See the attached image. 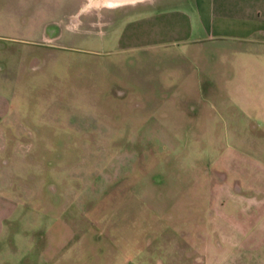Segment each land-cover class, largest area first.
Here are the masks:
<instances>
[{"label": "rangeland", "instance_id": "1", "mask_svg": "<svg viewBox=\"0 0 264 264\" xmlns=\"http://www.w3.org/2000/svg\"><path fill=\"white\" fill-rule=\"evenodd\" d=\"M155 1L0 0V264L264 258L225 241L238 238L229 218L264 203L256 91L234 122L228 91L149 44L163 22L99 21L140 19L149 6L122 7ZM162 4L200 34L193 0ZM234 124L248 137H228Z\"/></svg>", "mask_w": 264, "mask_h": 264}, {"label": "crops", "instance_id": "2", "mask_svg": "<svg viewBox=\"0 0 264 264\" xmlns=\"http://www.w3.org/2000/svg\"><path fill=\"white\" fill-rule=\"evenodd\" d=\"M165 0H156L153 3H131L123 6L122 14L135 11L140 6H149L148 15L142 18L128 17L120 19L111 16L110 21H128L127 32L132 31L138 22L150 24L152 21L163 22L157 27V35L150 36V45L175 46L180 57L189 60L190 69L196 68L197 72L205 73L208 83L207 90L215 88L228 91V94H220V105L226 107L231 104L238 108L234 122L247 119L246 106L250 104L246 91H256L254 101L260 106L259 119L257 122L264 123V0H193L198 20L195 21L200 34L190 35L191 23L183 17L184 12L173 8H162ZM156 7H159V9ZM153 12V14H150ZM134 16V15H131ZM102 19L101 21H105ZM150 32L152 26L149 27ZM134 31V30H133ZM210 42V43H209ZM223 44V49H209V45ZM215 75V76H212ZM220 81V83H219ZM199 82L195 80L194 89L198 90ZM219 83V84H217ZM231 93V94H230ZM214 95L211 97L213 98ZM208 98V101H211ZM252 102V100H251ZM212 103V102H211ZM216 106V104L212 103ZM240 116V117H239ZM234 124L232 130H225L228 137L245 139L248 137L240 126ZM264 136V131H263ZM226 150L238 151L239 148L232 144L226 145ZM260 151V159H255L258 166L264 168V148L257 146ZM246 154V153H244ZM247 155V154H246ZM250 156V155H247ZM255 158L253 156H250ZM260 192L264 193V189ZM243 216L229 218V224L234 232L226 242L231 246H238L241 251L264 248V203L257 202L250 211ZM231 264H246L264 262L262 257H225L224 261ZM194 264H210L208 254H204Z\"/></svg>", "mask_w": 264, "mask_h": 264}, {"label": "bare ground", "instance_id": "3", "mask_svg": "<svg viewBox=\"0 0 264 264\" xmlns=\"http://www.w3.org/2000/svg\"><path fill=\"white\" fill-rule=\"evenodd\" d=\"M107 3H115V2H120L124 0H105Z\"/></svg>", "mask_w": 264, "mask_h": 264}, {"label": "flooded vegetation", "instance_id": "4", "mask_svg": "<svg viewBox=\"0 0 264 264\" xmlns=\"http://www.w3.org/2000/svg\"><path fill=\"white\" fill-rule=\"evenodd\" d=\"M102 19H100L99 21H101ZM105 21H110V19L109 18H107Z\"/></svg>", "mask_w": 264, "mask_h": 264}]
</instances>
